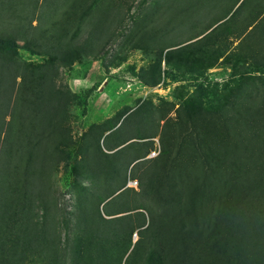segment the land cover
<instances>
[{
  "label": "trees",
  "instance_id": "trees-1",
  "mask_svg": "<svg viewBox=\"0 0 264 264\" xmlns=\"http://www.w3.org/2000/svg\"><path fill=\"white\" fill-rule=\"evenodd\" d=\"M67 2L66 18L70 23L78 21L73 34L67 27L63 33L43 23L53 6L54 14ZM123 2L0 0V264H264V205L260 204L264 197L258 195L264 186V169L252 164L255 151L247 140L261 136L262 131L250 123L251 128L245 127L246 111L254 115L252 122L259 119L257 123H262L259 114L264 102L258 103L259 96L253 94L261 88L250 91V84L242 86L243 92L237 94L241 99L234 103V112L245 116L236 127L240 141L234 142L233 169L220 168L213 146L205 139L213 155L209 159L206 154L207 172L192 177L187 189H177L171 179L166 186L158 184L166 208L136 201L124 211H108V196L87 192L92 187L77 191L73 209L58 206L54 189L59 165L57 134L60 126L68 132L74 102L72 92L59 83V62L75 61L83 52L100 56L108 31L101 21L109 24V14ZM247 3L243 0L230 19L237 22ZM152 6L147 5L145 11L154 17L159 9L152 11ZM92 17L99 23L93 20L92 39L78 41ZM96 31H102L100 36L94 37ZM258 46L253 53L263 62L264 46ZM20 49L49 58L43 63L22 60ZM149 74V70L142 72V82L158 84L161 78ZM247 99H252L253 110ZM227 110L220 109L216 116L196 110L189 114L195 126L209 129L216 117L222 126L229 125L233 115L226 116ZM243 161L247 163L237 164ZM249 173H256V186L245 185ZM210 184H219L227 192L217 206L208 201ZM153 191L146 186L139 195L146 197Z\"/></svg>",
  "mask_w": 264,
  "mask_h": 264
},
{
  "label": "rangeland",
  "instance_id": "rangeland-1",
  "mask_svg": "<svg viewBox=\"0 0 264 264\" xmlns=\"http://www.w3.org/2000/svg\"><path fill=\"white\" fill-rule=\"evenodd\" d=\"M242 1L124 0L122 7L117 5L109 14V24L101 21L108 31L100 56L83 52L75 61L59 62V83L74 95L66 125L70 128L65 132L60 126L57 134L59 165L54 189L59 207L73 209L77 191L92 187L87 192L108 196V211H124L136 201L166 208L158 184L166 186L171 179L177 189H187L192 177L207 172L206 154L209 159L213 155L205 139L213 146L220 168L233 169L234 142L240 141L236 127L245 116L234 112L242 86L250 84V91L261 88L253 94L259 96L258 103L264 102V61L253 53L258 43V47L264 46V0H248L234 22L230 17ZM149 4L152 11L159 9V14L149 16L145 11ZM69 5L59 6L54 14L53 6L43 23L53 30L65 33L67 27L70 34L75 33L78 21L70 23L66 18ZM93 20L99 24L92 17L82 27L78 41L92 39ZM161 49H165L163 54ZM18 55L32 63L49 58L26 49H20ZM146 70L149 77L161 78L158 84L142 82L140 76ZM20 82L18 78L17 85ZM251 100L247 99L253 110ZM222 108L228 109L226 116L233 115L227 126L219 124L216 117L215 125L209 129L203 126L204 130L194 125L189 114L196 110L206 116L217 115ZM249 113L245 112L246 129L252 124L262 131L252 141L247 139L255 151L252 164L264 169V110L259 114L262 123H257L259 119L252 122L254 115ZM253 131L249 130L251 136ZM255 174L246 175L245 185H257ZM144 182L154 194L139 195L146 188L141 187ZM209 189L208 201L217 206L227 192L219 184H210ZM261 191L258 195L264 197V186Z\"/></svg>",
  "mask_w": 264,
  "mask_h": 264
}]
</instances>
